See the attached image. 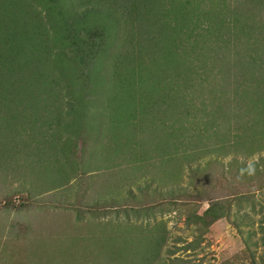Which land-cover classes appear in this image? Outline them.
Instances as JSON below:
<instances>
[{
    "label": "rangeland",
    "instance_id": "374dc122",
    "mask_svg": "<svg viewBox=\"0 0 264 264\" xmlns=\"http://www.w3.org/2000/svg\"><path fill=\"white\" fill-rule=\"evenodd\" d=\"M228 6H236L232 9L253 24L254 36L264 32V0H228ZM18 9L19 0H0V66L1 60L6 62L5 68L0 67L3 69L0 72V264H264V150L253 155L242 152L239 154L242 165L234 166L235 163L226 161L231 154L224 157L218 152L206 155L204 148H200L198 153L203 156L199 161L218 156L211 168L210 182L198 178L201 173H193L195 187L192 189L188 168H192L198 158L193 157L190 164L184 160L179 163L180 153L175 149L177 145L173 148L174 142L165 148L153 127L146 122L139 124L138 129L130 124L124 126L126 122L119 124L121 118L116 110L114 113L118 118L111 127L112 133L105 131L103 137L102 134L94 135L101 140L96 141L100 145L91 139L93 149L81 160L79 140L72 150L71 165L77 167L76 174L84 171L93 179L86 183L88 178H85L81 183V187L88 191L84 189L83 195L81 188L79 192L75 175H71L68 181L66 179L71 186L68 189L64 186V178L69 177L70 169L67 164L58 166L62 158L60 161L50 159L49 149L39 151L42 143L27 139L21 124L14 129L19 119L28 120L30 112L43 114L40 106L46 102L39 99L35 102L31 97L24 81L32 80L40 87L39 78L35 75L29 78L30 70L23 66L24 60L43 53L38 49L28 51L25 56L11 49L2 52L4 36L1 25L5 21L2 17L12 15ZM6 20L9 21H6L8 32L16 31L15 21L8 17ZM245 42L241 39L240 58L245 56L244 52H249V43L244 46ZM252 48L257 46L252 45ZM233 54L230 51L228 55L224 49L218 51L220 58H228L230 63L236 60L233 61ZM46 57H37L41 60L34 61L36 64L41 62L44 71L48 70ZM259 64L253 68L252 74L250 69L245 71L246 84L249 88L263 90L264 62L261 60ZM207 65L213 68L211 74H218L222 68L221 64L210 61ZM11 74L16 80L10 77ZM227 74L228 80L232 81V74ZM201 76L197 79L205 86L204 91L199 87L193 90L198 105L201 98L214 95L212 86L218 88L216 94L220 89L226 91L223 76ZM170 77L158 82L152 96L146 91L145 97L152 99L164 94L163 87L168 89L174 83ZM10 83L16 85L15 90L5 92L4 87ZM231 94L224 93L225 100L221 104L224 109H220L226 120L224 113L227 111L233 109L242 113V101L233 100ZM108 96L105 95L104 99ZM218 100L214 97L213 102ZM226 104L229 108L225 109ZM173 113L162 114L157 107L150 109L152 118H164L167 132L171 129L168 124L173 120ZM185 122L188 124V119ZM219 123L218 135L222 137L226 123L221 120ZM34 126L38 127L36 123ZM195 127L200 128L202 124L194 123L185 134H192ZM98 131L101 133L100 128ZM181 131H184L183 127ZM217 136H205L203 145H211ZM185 143L182 144L184 153L190 150ZM101 147L107 151L99 152ZM174 164L176 169L178 166L182 170L176 172ZM252 164L257 168L248 169ZM169 177L173 178L172 182ZM181 188L191 192V196L180 197L178 191H184ZM169 190L176 192L168 196ZM77 194L82 197L78 199ZM92 200L96 203L95 208L91 206ZM212 202L210 211L204 214ZM85 206L97 213L93 221L89 220L91 216ZM188 214L191 217L202 215L204 220H187Z\"/></svg>",
    "mask_w": 264,
    "mask_h": 264
},
{
    "label": "trees",
    "instance_id": "16d2710c",
    "mask_svg": "<svg viewBox=\"0 0 264 264\" xmlns=\"http://www.w3.org/2000/svg\"><path fill=\"white\" fill-rule=\"evenodd\" d=\"M202 2L204 0H19L18 12L7 16L15 21L16 31L8 32L7 17H2L5 20L1 25L4 36L2 52L11 49L25 56L28 51L38 49L43 54L37 57L47 56L48 70L41 69V62L34 63L41 58L24 60L23 66L30 70L29 78L35 75L39 78L38 84L40 82L39 87L32 80L24 81L25 87H29L28 92L35 102L37 99L46 102L40 106L44 115L30 112L28 120L19 119L14 129L21 124L27 139L42 143L39 151L49 149L50 159L53 157L60 161L59 158H62L58 166L67 164L70 169L69 177L64 178V181L75 175L74 181L79 192L85 178H90L86 179V183L93 179L85 175L84 171L77 175V167L75 169L71 165L75 143L80 141L81 160L83 155L93 149L90 146L91 139L94 138V142L101 141L95 134H102L103 137L105 131L112 133L111 127L118 118L114 113L116 110L121 118L119 124L126 122L124 126L130 124L138 129L139 124L146 122L153 127L157 139L163 142L165 148L174 142L173 148L177 145L175 149L180 153L179 163L184 160L190 164L193 157L198 158L197 163L188 168L192 189L195 187L193 173H201L202 176L198 178L210 182L211 168L218 156L199 161L203 156L198 153L200 148H204L206 155L218 152L224 157L231 154L226 161L235 163L234 166L242 165L239 154L253 155L264 150V89L247 87L245 73L250 69L252 74L253 68L260 65L261 60L264 62L261 53H264V32L254 36L253 24L232 9L236 6L229 7L228 0H210L204 5ZM241 39L249 43V52H244L245 56L240 58L243 49ZM246 42L244 46L248 45ZM230 44H233L232 47H229ZM252 45L257 48L251 49ZM220 49L226 50L228 55L232 51L235 56L233 61L236 58L234 63H230L228 58H220ZM1 55L4 56L3 53ZM208 61L215 65L221 64L218 74H211L213 68L208 67ZM5 65V60H1L0 67L5 68ZM227 73L232 74V81L228 80L230 77ZM205 74L210 76L203 77ZM216 75L223 76L226 91L220 89L219 94H216L218 88L212 86L214 95L201 98L198 105L193 90L199 87L200 91H204L205 86L197 76L213 78ZM169 76L174 83L168 89L163 87L164 94L152 99L145 97L146 91L152 96L158 82ZM12 79L16 80L14 76ZM11 83L4 87L5 92L15 90L16 85ZM229 92L233 100L242 101V113L233 109L234 114L227 111L224 113L226 120L220 109L225 100L224 93ZM107 94L108 98L104 99ZM214 97L217 100L219 98L216 103L213 102ZM150 107H157L162 114L167 115L174 111L171 116L173 120L168 124L171 128L169 132L165 130L164 118L151 117ZM226 108H229L228 104ZM18 112L21 113L20 108ZM187 119L188 124L185 122ZM219 119L226 123L222 128V137L218 135ZM194 123H200L202 127H195L190 135L185 134ZM182 127L184 131L180 132ZM39 133L42 135L39 136ZM205 136H217V140L205 146ZM183 143L192 152L189 150L184 153ZM98 151L102 153L107 150L101 147ZM255 166L252 164L247 168L256 169ZM174 167L176 169V164ZM181 170L177 166L176 172ZM171 178L170 182L173 181ZM67 181L64 186L68 189L71 185ZM185 188H181L184 191H178L180 197L191 196V192ZM175 192L169 190L167 194L171 196L170 193L174 195ZM76 196L78 199L82 197ZM95 204L92 200L91 206L95 208ZM74 205L72 200L71 206ZM211 206L213 202L203 213H208ZM85 208L90 213L89 220L93 221L97 213H92L88 206ZM212 214L216 216L215 212ZM186 217L187 220H204L202 215L191 217L188 214Z\"/></svg>",
    "mask_w": 264,
    "mask_h": 264
}]
</instances>
